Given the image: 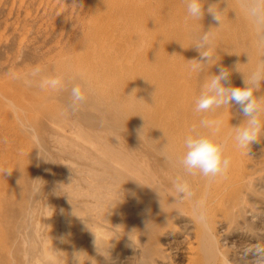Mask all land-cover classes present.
I'll return each instance as SVG.
<instances>
[{"label": "rangeland", "instance_id": "rangeland-1", "mask_svg": "<svg viewBox=\"0 0 264 264\" xmlns=\"http://www.w3.org/2000/svg\"><path fill=\"white\" fill-rule=\"evenodd\" d=\"M208 2L227 7L220 27L207 14L202 21L188 18L184 0H0V264H61L65 258L73 264L75 252L78 264H193L188 256L200 251L208 231L223 253L216 264H251L253 255L246 260L245 250L264 246V135L248 150L239 149L233 139V127L244 120L238 106L203 113L223 121L218 135L233 151L224 180L236 192L215 195L197 175L194 196L180 203H174L173 183L151 145L161 134L183 144L188 127L199 126L200 119L183 120L180 101L174 105L181 108L155 113L160 83L175 65L190 68L188 60L199 57L195 38L204 30L219 27L213 29L214 63L233 69L232 86L243 87V74L264 62L260 30L244 1ZM106 56L119 68L102 64ZM210 75L185 84L195 81L201 88ZM114 76L127 81L120 92L125 99L98 93L112 89ZM57 77L62 87L51 85ZM94 80L86 102L73 111L72 87L84 89ZM199 93L193 91L195 100ZM257 95H264V84ZM154 181L172 183L158 194L161 207L153 201ZM126 182L139 186L142 201L124 194ZM109 188L137 221L148 213H136L139 204L154 211L155 222L122 235V216L112 217L107 203ZM92 193L103 199L96 203ZM201 257L198 264H205Z\"/></svg>", "mask_w": 264, "mask_h": 264}, {"label": "clouds", "instance_id": "clouds-1", "mask_svg": "<svg viewBox=\"0 0 264 264\" xmlns=\"http://www.w3.org/2000/svg\"><path fill=\"white\" fill-rule=\"evenodd\" d=\"M184 4L188 18L202 21L207 14L213 21L219 23V27L222 25V17L227 11V7L221 8L218 3H210L208 0H184ZM206 4L207 7H205ZM244 6L258 28L264 29V0H252L251 3L244 0ZM219 27H210L196 36L193 48L199 53V57L188 60L191 71L199 72L203 71L206 66L218 65V63H213L216 59L214 48L216 33L213 29ZM258 44L264 48V35L261 36ZM234 70L239 71L238 65ZM232 71L233 69L219 66L218 73L210 75L195 100L194 110L196 113H208L226 106H238L244 120L238 127H233V139L237 148L248 150L252 142L258 141L264 135V120L261 119L264 115V95H257L264 84V62L259 63L251 73L243 74V87L231 85ZM50 83L53 87H62V80L59 77L51 80ZM132 96L135 95L129 97ZM87 98L86 91L80 85L73 86L71 109L77 110L80 105L86 102ZM222 126L221 119L202 118L199 121V127L194 126L190 134L184 138V152L177 161L183 174L173 181V187L177 194L174 203H180L194 196L187 177L200 175L211 183L216 177L226 174L229 170L231 159L225 155V143L218 136ZM142 132L143 130L140 132V137ZM198 203L200 207H203V199ZM197 218L203 222L205 220L204 213L200 212ZM79 253H73V264H78ZM249 254L253 255L251 264H264V246L256 245L246 249L244 258L246 259Z\"/></svg>", "mask_w": 264, "mask_h": 264}, {"label": "bare ground", "instance_id": "bare-ground-1", "mask_svg": "<svg viewBox=\"0 0 264 264\" xmlns=\"http://www.w3.org/2000/svg\"><path fill=\"white\" fill-rule=\"evenodd\" d=\"M242 5L244 6V4H242ZM119 12H120V10H119ZM259 30H260L259 32H260V37H261L262 35H264V31H263V29H259ZM120 47H121L120 45L119 46L117 45V49H120V52H121L122 48H120ZM262 50L264 51V48ZM261 57L263 58V55ZM216 59H215V61H216ZM262 60H264V58ZM262 60H260V61H262ZM100 63H101V61H100ZM103 63H105L106 66L110 67L111 69L113 67L116 68V69L119 68L117 62H114V61L110 60L107 56L102 59V64ZM223 63H224V61H223ZM98 64H99V62H98ZM99 65H101V64H99ZM219 66H221V63L218 65V67ZM218 67L215 68V69H209V66H206L203 71L193 72V71L190 70V68H185V67L181 68V66H180L179 70H175L177 68V66L175 65L174 66V73L171 72L169 78L168 77L164 78V82L160 83V87H159L160 90L158 89L157 94L154 93V94H156V96H160V95L162 96V98L160 97L161 100L157 103V113H155V114L157 116L160 115L162 113V110H163L162 108H164V107L166 108L167 111L171 109V112L174 111V109L172 110V108H175V109L177 107L181 108L180 105H178L177 107H176V105H174L176 103H179V101H180V103H182L183 111H179V113L183 112V117H184L183 120H185L187 117H189V118L190 117H194V118H197L198 120L199 119L201 120L202 118H206V117H201L203 113H196L195 110H194L195 109V101H194L195 100V98H194L195 96L193 97V91L198 93V91H201L202 87L199 88L198 85L195 83V81H194V84H191L192 86L186 85L185 84V80L186 79L187 80L191 79V82H192V80H194L196 78H199V77H202V76L207 77L208 73L217 74L218 73ZM137 70H138V68H137ZM110 81L112 83V89L110 91L108 90L107 92H104L103 90L99 89L98 90L99 95L111 96V94L118 93L117 95L120 97L121 94H122V93H120L121 89L124 87V84L126 85L127 83H124L125 80L123 78H121V76H120V78H117V77L115 78V76H114V78H112V80H110ZM125 82H127V81H125ZM95 83H97V80H94L93 82L91 81V82L87 83L86 87H84L86 93L89 92L90 90H94ZM94 92H96V91H94ZM163 95H164V98H163ZM125 98H121V99H125ZM125 104H126V102H125ZM183 106H185V107H183ZM187 106L189 107L188 109H187ZM115 108L122 111V108L126 109L127 107L124 108V107L116 106ZM135 110H136V108H135ZM126 113H127V111H126ZM160 117L157 118L156 128L162 130L163 129V124H162L163 121H162V118H160ZM211 118L212 117H210V119ZM181 120H182V118H181ZM200 130H202V129H200ZM190 131H191V127L190 128L188 127V131L186 130V133H190ZM218 136L223 142L225 141L223 135L222 136L218 135ZM173 137L174 136H172L171 139H169L168 136H165V135L161 134V136H159L156 139V144H151L153 146V148H154V151L157 152V154H158V159L160 160V165H161L162 169L163 168L166 169L165 174H168L167 178H169V180H171L172 183L177 177H179V176H181L183 174L182 168L179 166L177 161H178L179 157H181L183 152H184V145L183 144H175V139L176 138L175 137L173 138ZM231 153H233L232 150H227L225 148V155L226 156L227 155L229 156ZM162 169H160V170H162ZM127 173H128V170L126 172H124V173L123 172L122 173L119 172V176L121 178H125ZM225 177H226L225 174L222 175V176H218L211 183H209L208 180L206 178H204L205 187H209L210 186L209 189H211V191L213 192V194L215 193V195L224 194L226 191L228 193H230L231 195L235 194V192H236L235 188L233 187V185L229 184L228 181L226 182L224 180ZM187 178L189 179V181L191 183V186H192V190H193V182L195 181L196 176L187 177ZM156 180L158 182H160V180H158V179H156ZM152 183L153 182H151V185H153ZM172 183H169V184H172ZM90 184L93 185L92 183H90ZM169 184L166 182L165 183L166 187H164L163 184H159V183L157 184V186L156 185L154 186L155 187V191L157 190L156 192H154L157 195L156 200H154V197H153V201H155V203H157L156 206H160L161 207L162 205H164V201L162 200V197H160L158 194L161 193V191H163L165 189L167 190V187H168ZM144 185H146V184H144ZM123 186L126 189L124 194H128L129 197L126 195L128 198L132 199V198H134V196L137 197V195H138L137 198H138V200H140L139 199L140 196H139V193H138L139 186L137 188H133V187L129 186V184L127 182L125 184H123ZM172 188H174V187H172ZM108 192L109 193L110 192L111 193H117V190L116 189L113 190V188H109ZM111 193L108 194L107 203H109V205L112 206L111 208L113 210L112 211L113 214H112V212L111 213L109 212V213L112 214V217H113V215L115 216L116 214H119V213L121 214L122 217L120 218V221H122V223L124 225V232H123L122 235L125 236V235L131 234L132 232L134 233V231H136L137 227L143 225L144 222L145 223H149V224H153L155 222V220L153 219L154 215H152L154 211L151 210L150 208H147L146 205L144 207H142V208L138 207L139 204L136 206L137 207V212L136 213H138V211H139V213H142L143 211H147L148 212L147 214L139 217V218H141V221H137V218L135 216L136 214H134V212L131 209V207L128 204H123V202H122L123 199L121 200L119 198V196H118V198H115ZM99 194L100 193H92V195H91L93 197V199L96 200V203H97V201H100V200L103 199L102 196L99 195ZM121 194H119V195H121ZM124 194H123V196L121 195L123 198H125ZM205 196H207V194ZM124 201H126V200H124ZM140 201H142V200H140ZM139 203H141L142 205L144 204L143 202H139ZM116 204L118 206H120V208L119 207L118 208L115 207ZM108 217H110V215H108ZM105 218H106V216H105ZM108 220H109V218H108ZM201 224H202V226H204L203 223H201ZM201 224H199V225L201 226ZM204 228H206V227L204 226ZM209 232L210 231L206 232L205 236L201 234L204 237V238L202 237L203 240L201 242V249L199 248L200 251L197 254H195V256H190V257L188 256L189 263L192 262L193 264H198L199 261H201L200 260L202 258L201 256H203L205 258V264H216L217 259L219 258L218 255H223V253L219 250L218 246L214 243L213 237H212V235L209 234ZM198 233H197V235H198ZM122 235H120V236H122ZM196 237H198V236H196ZM69 239H70V235L67 237V240H69ZM56 248H59V246L56 247ZM199 253L202 254V255H200ZM66 259L67 258H65V260L64 259L61 260V264H64Z\"/></svg>", "mask_w": 264, "mask_h": 264}]
</instances>
